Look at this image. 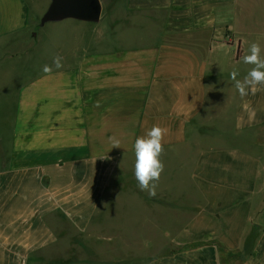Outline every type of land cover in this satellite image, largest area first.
Segmentation results:
<instances>
[{"label": "crops", "instance_id": "1", "mask_svg": "<svg viewBox=\"0 0 264 264\" xmlns=\"http://www.w3.org/2000/svg\"><path fill=\"white\" fill-rule=\"evenodd\" d=\"M258 1L101 0L111 49L77 37L62 68L24 71L0 109V264H264V84L241 96L230 78L252 42L264 58ZM33 20L0 0V47ZM153 125L188 173L179 197L137 185Z\"/></svg>", "mask_w": 264, "mask_h": 264}, {"label": "rangeland", "instance_id": "2", "mask_svg": "<svg viewBox=\"0 0 264 264\" xmlns=\"http://www.w3.org/2000/svg\"><path fill=\"white\" fill-rule=\"evenodd\" d=\"M28 1L34 20L29 29L15 37V40H19L22 43L19 44L14 41L7 47H0V109L2 105L5 106L6 101L16 104V93L24 81L22 79L24 71H27L29 75L35 73L43 74L42 67L45 64L52 66L55 56L59 55L63 57V55H66L71 41L74 42L75 38L79 37L80 39L78 40L89 42L98 40L101 34L103 40L108 42L107 48L111 49L113 38L105 30L103 24L99 27L97 23H81V21L67 19L48 23L41 27L40 20L50 5L51 0ZM247 3L250 6H254L259 1L247 0ZM98 28H101V30L98 31ZM72 46L73 44L70 47ZM11 51H17V54ZM15 54L19 57L16 61L10 58L11 56L14 57ZM53 69L56 68L53 66ZM164 165V172L161 174L158 186H167L169 192L179 197L180 190H175L173 186H184V190H188V186H190L188 173L185 170L184 172H180L170 160L164 163Z\"/></svg>", "mask_w": 264, "mask_h": 264}, {"label": "clouds", "instance_id": "3", "mask_svg": "<svg viewBox=\"0 0 264 264\" xmlns=\"http://www.w3.org/2000/svg\"><path fill=\"white\" fill-rule=\"evenodd\" d=\"M241 59L244 64L252 67L242 80L237 78L239 76L237 70L231 71L230 78L240 95L244 96L248 94L249 89H251L252 93H255L257 85L264 84V58L261 56L260 44L252 42L249 45V54L243 55ZM62 60L61 56H55L53 65L45 64L42 67V71L49 74L53 71V66L56 69L62 68ZM166 131L159 125H153L144 135L137 137L133 145L135 155L134 176L139 189L147 192L150 197L156 196L158 182L165 168L160 157L164 152L163 140ZM111 139L113 148L120 147L121 142L119 139L115 137ZM105 206L107 207V205Z\"/></svg>", "mask_w": 264, "mask_h": 264}, {"label": "water", "instance_id": "4", "mask_svg": "<svg viewBox=\"0 0 264 264\" xmlns=\"http://www.w3.org/2000/svg\"><path fill=\"white\" fill-rule=\"evenodd\" d=\"M101 15V0H51L40 20V26L67 19L98 23Z\"/></svg>", "mask_w": 264, "mask_h": 264}, {"label": "trees", "instance_id": "5", "mask_svg": "<svg viewBox=\"0 0 264 264\" xmlns=\"http://www.w3.org/2000/svg\"><path fill=\"white\" fill-rule=\"evenodd\" d=\"M258 231H259L258 227L255 226L246 241L245 248H244L245 253H250L252 251L255 240L258 236Z\"/></svg>", "mask_w": 264, "mask_h": 264}]
</instances>
